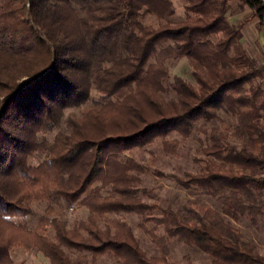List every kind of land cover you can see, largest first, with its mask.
Here are the masks:
<instances>
[{"label": "trees", "instance_id": "obj_1", "mask_svg": "<svg viewBox=\"0 0 264 264\" xmlns=\"http://www.w3.org/2000/svg\"><path fill=\"white\" fill-rule=\"evenodd\" d=\"M236 1L264 28V0ZM230 8L185 0L173 21V0H0V264L15 249L47 264H196L171 258L176 243L209 264H264L234 223L264 218V63ZM182 58L192 80L170 74L167 60ZM196 131L199 169L171 178L219 208L198 196L164 206L142 186L149 166L125 153L159 140L176 154ZM74 204L88 215L68 224Z\"/></svg>", "mask_w": 264, "mask_h": 264}, {"label": "rangeland", "instance_id": "obj_2", "mask_svg": "<svg viewBox=\"0 0 264 264\" xmlns=\"http://www.w3.org/2000/svg\"><path fill=\"white\" fill-rule=\"evenodd\" d=\"M175 12L172 20H181L185 17L184 4L185 0H173ZM231 8L228 15L233 22H244L242 28V44L250 57L256 64L264 63V28L258 27L255 20H246L250 14L247 7H239L236 0H230ZM147 22L157 23L152 16L146 17ZM167 66L171 76L180 75L187 80H192L191 70L187 59L167 60ZM264 87V76L262 79H257ZM220 126V121L215 120L213 123H208L207 126ZM169 138H178L173 134ZM204 139V133L196 131L194 135L181 142L176 154L166 153L161 142L158 140L154 144L145 146L144 148H136L127 151L125 154L136 161L142 162L149 166L148 172L142 175L144 187H153L164 206H170L174 209L182 208L189 198L198 196L204 202L209 203L214 208H219V205L214 199L200 194L197 195L193 191L186 190L178 186L171 178L172 174L182 175L185 171H197L199 164L194 160L198 156V148L201 140ZM161 174H159V173ZM34 215L28 217L30 224L36 223L37 216L43 212V203H33ZM68 224H71L76 219H85L88 215V210L85 206L74 204L65 211ZM133 228L136 236L139 239L141 247L148 254H157V248L151 242L150 237L138 227V219L134 215H121ZM235 225L241 230L244 239L256 244L258 252L264 256V218H258L257 225L249 223L245 218L234 221ZM50 235H53L49 228ZM13 264H47V259L40 253L35 251H27L23 249H15L12 252ZM171 258L181 263L193 262L196 264H209L210 258L205 253L196 248H192L183 243H176L171 252ZM99 264H111V260L105 258Z\"/></svg>", "mask_w": 264, "mask_h": 264}]
</instances>
